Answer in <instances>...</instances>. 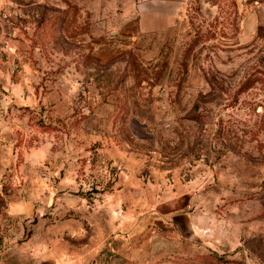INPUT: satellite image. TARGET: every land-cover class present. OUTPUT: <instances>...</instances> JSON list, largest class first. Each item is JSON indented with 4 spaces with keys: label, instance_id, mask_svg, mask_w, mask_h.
Listing matches in <instances>:
<instances>
[{
    "label": "rangeland",
    "instance_id": "374dc122",
    "mask_svg": "<svg viewBox=\"0 0 264 264\" xmlns=\"http://www.w3.org/2000/svg\"><path fill=\"white\" fill-rule=\"evenodd\" d=\"M0 264H264V0H0Z\"/></svg>",
    "mask_w": 264,
    "mask_h": 264
},
{
    "label": "trees",
    "instance_id": "16d2710c",
    "mask_svg": "<svg viewBox=\"0 0 264 264\" xmlns=\"http://www.w3.org/2000/svg\"><path fill=\"white\" fill-rule=\"evenodd\" d=\"M243 87H245V88H246V87H247V85H245V86H243Z\"/></svg>",
    "mask_w": 264,
    "mask_h": 264
}]
</instances>
